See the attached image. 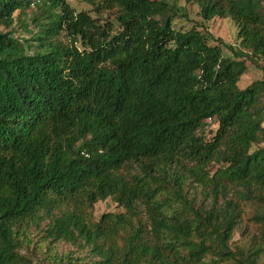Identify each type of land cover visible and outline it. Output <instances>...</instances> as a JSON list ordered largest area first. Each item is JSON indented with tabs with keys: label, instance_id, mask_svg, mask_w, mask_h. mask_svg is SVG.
<instances>
[{
	"label": "trees",
	"instance_id": "1",
	"mask_svg": "<svg viewBox=\"0 0 264 264\" xmlns=\"http://www.w3.org/2000/svg\"><path fill=\"white\" fill-rule=\"evenodd\" d=\"M71 1L0 0V264H264V0Z\"/></svg>",
	"mask_w": 264,
	"mask_h": 264
},
{
	"label": "rangeland",
	"instance_id": "2",
	"mask_svg": "<svg viewBox=\"0 0 264 264\" xmlns=\"http://www.w3.org/2000/svg\"><path fill=\"white\" fill-rule=\"evenodd\" d=\"M70 6L75 10V11H90V7L81 0L78 1H71L69 2ZM179 5L181 8H183L184 13L188 17V20L184 19H175L173 28L176 31H187L191 29L194 26H199L202 25L203 29L209 32V34L214 38V39H219L221 40V48H222V55L226 58H231L232 55L229 52L228 48H233L236 49L239 45V40L237 39V28L233 24V22L229 19H214L209 22H203L202 19L199 16V9L196 5L192 4H186L184 0H180ZM27 16H30V13H27ZM28 17L26 19V23L28 20ZM110 18L112 15H107L104 14L103 18ZM23 26V24L19 21L16 20L14 29H15V35H18L17 32L20 31V27ZM58 42L62 44H66V39L64 37H59L57 39ZM210 44L214 45L215 42L210 39ZM241 65L245 68L244 75L241 77L238 87L239 89H244L248 85H250L254 81H259L262 79V69L264 68V62L263 61H257L254 59H249V60H242L240 61ZM212 128V127H210ZM212 137V133H205V138L209 139ZM261 147H264V142L261 145ZM218 166L217 165H212L209 167L208 172L210 174H213L217 170ZM246 212L248 214H251L253 212V209L251 207H247ZM119 209L114 205V203L111 200H108L103 203H98L96 204L94 208V220L97 221L99 217L108 212H118ZM240 241V237L236 236L233 244L234 247L236 248L238 246V242ZM60 252H67L69 249L65 246H59L58 248Z\"/></svg>",
	"mask_w": 264,
	"mask_h": 264
}]
</instances>
